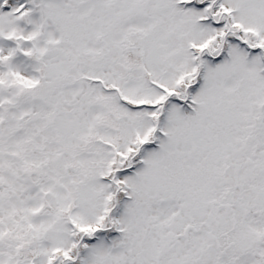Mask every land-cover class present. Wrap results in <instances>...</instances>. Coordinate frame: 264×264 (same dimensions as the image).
I'll return each mask as SVG.
<instances>
[{
	"label": "snow or ice",
	"instance_id": "obj_1",
	"mask_svg": "<svg viewBox=\"0 0 264 264\" xmlns=\"http://www.w3.org/2000/svg\"><path fill=\"white\" fill-rule=\"evenodd\" d=\"M0 264H264V0H0Z\"/></svg>",
	"mask_w": 264,
	"mask_h": 264
}]
</instances>
